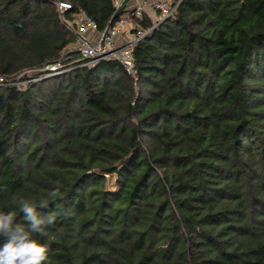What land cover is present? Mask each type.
I'll return each mask as SVG.
<instances>
[{"label":"trees","instance_id":"trees-1","mask_svg":"<svg viewBox=\"0 0 264 264\" xmlns=\"http://www.w3.org/2000/svg\"><path fill=\"white\" fill-rule=\"evenodd\" d=\"M70 1L99 31L126 13ZM74 43L51 0H0L6 80ZM134 65L0 85V208L57 216L48 264H264V0H181Z\"/></svg>","mask_w":264,"mask_h":264},{"label":"built area","instance_id":"built-area-1","mask_svg":"<svg viewBox=\"0 0 264 264\" xmlns=\"http://www.w3.org/2000/svg\"><path fill=\"white\" fill-rule=\"evenodd\" d=\"M51 1L56 6L61 21L75 36V43L67 47V52L74 51L79 58L72 60L68 56L63 60L48 64L38 70L41 74L34 77L29 73L35 71L26 70L18 76L19 78L25 74L32 76L28 80H23L24 85L64 74L78 67H93L104 60L118 61L136 80L135 47L153 34V30L164 20L173 16L181 2V0H156L151 3L148 0H136L131 5L132 0H112L116 12L123 9L126 13L119 15L108 28L99 31L96 22L84 10L78 11L72 17L67 16L74 9L70 0ZM148 11H153L155 15L150 16ZM145 14L152 19L153 25L149 29H144L133 22L134 19L142 18ZM7 83L8 80L0 76V85H7ZM20 84L16 86L19 87Z\"/></svg>","mask_w":264,"mask_h":264},{"label":"clouds","instance_id":"clouds-1","mask_svg":"<svg viewBox=\"0 0 264 264\" xmlns=\"http://www.w3.org/2000/svg\"><path fill=\"white\" fill-rule=\"evenodd\" d=\"M11 203L14 207L0 208V264H48L50 245L37 236H46L57 216L43 214V202L14 197Z\"/></svg>","mask_w":264,"mask_h":264},{"label":"rangeland","instance_id":"rangeland-1","mask_svg":"<svg viewBox=\"0 0 264 264\" xmlns=\"http://www.w3.org/2000/svg\"><path fill=\"white\" fill-rule=\"evenodd\" d=\"M33 73L34 72H31V73H29L30 75H33ZM29 74H27V75H29ZM21 78V77H20ZM19 77L14 81V80H8V83H7V85H15L16 86V84H20L19 82H22L20 85H19V89H26V86L27 85H24V83H23V80H21ZM18 86V85H17ZM113 180L114 179H112V177H108V181H107V187L108 188H111L112 190H114L115 189V187H114V183H113Z\"/></svg>","mask_w":264,"mask_h":264},{"label":"crops","instance_id":"crops-1","mask_svg":"<svg viewBox=\"0 0 264 264\" xmlns=\"http://www.w3.org/2000/svg\"><path fill=\"white\" fill-rule=\"evenodd\" d=\"M136 0H132L131 1V5H133V3L135 2ZM149 2H151V3H153V2H155L156 0H148ZM148 14L150 15V16H154L155 15V13L153 12V11H148ZM135 24V23H134ZM135 25H137V24H135Z\"/></svg>","mask_w":264,"mask_h":264},{"label":"water","instance_id":"water-1","mask_svg":"<svg viewBox=\"0 0 264 264\" xmlns=\"http://www.w3.org/2000/svg\"><path fill=\"white\" fill-rule=\"evenodd\" d=\"M153 31H155V29Z\"/></svg>","mask_w":264,"mask_h":264}]
</instances>
